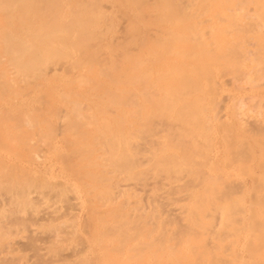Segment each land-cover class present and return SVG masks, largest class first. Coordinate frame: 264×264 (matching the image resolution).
<instances>
[{
	"label": "rangeland",
	"instance_id": "374dc122",
	"mask_svg": "<svg viewBox=\"0 0 264 264\" xmlns=\"http://www.w3.org/2000/svg\"><path fill=\"white\" fill-rule=\"evenodd\" d=\"M0 264H264V0H0Z\"/></svg>",
	"mask_w": 264,
	"mask_h": 264
},
{
	"label": "bare ground",
	"instance_id": "6f19581e",
	"mask_svg": "<svg viewBox=\"0 0 264 264\" xmlns=\"http://www.w3.org/2000/svg\"><path fill=\"white\" fill-rule=\"evenodd\" d=\"M10 1H11V0H10ZM77 111H79V109H78Z\"/></svg>",
	"mask_w": 264,
	"mask_h": 264
}]
</instances>
